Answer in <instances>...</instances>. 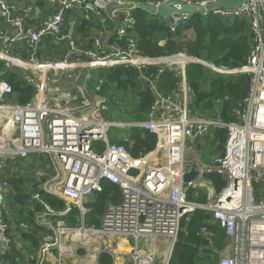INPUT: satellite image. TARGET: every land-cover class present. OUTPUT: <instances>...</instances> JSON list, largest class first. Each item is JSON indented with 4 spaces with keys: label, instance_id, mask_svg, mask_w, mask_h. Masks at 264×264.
<instances>
[{
    "label": "built area",
    "instance_id": "1",
    "mask_svg": "<svg viewBox=\"0 0 264 264\" xmlns=\"http://www.w3.org/2000/svg\"><path fill=\"white\" fill-rule=\"evenodd\" d=\"M44 1L53 4V9L38 12L35 0H0V264H5V254L17 242L14 227L3 218L13 190L10 178L15 170L11 173L10 169L26 166L25 161L43 154L52 157L58 170L57 177L43 189L69 206L74 204L85 213L84 203L103 190V180L119 185L123 198L108 206L99 229L87 227L84 221L80 228L69 227L62 218L54 221L51 217L67 211L57 212L46 205L37 220L50 231L41 239L34 264H46L53 250L55 264H65L67 257H79L80 245L73 248L69 242L75 244L90 236L133 238L134 264H156L155 242L164 238L169 252L162 264H169L183 218L197 210L210 212L226 233L228 243L216 264H264V0H245L235 8L202 12L224 20H248L252 47L247 63L236 68L217 66L184 52L162 57L142 55L137 39L128 32L137 7L133 0ZM171 1L180 8L182 3L205 7L222 0H156L149 4L160 7ZM71 14L77 21L97 16L101 31L93 30L87 38L82 34L73 37L74 31L68 30ZM192 14L173 13L165 18L170 31L176 32ZM83 37L91 40V47H81ZM49 39L65 46L60 57H44ZM191 62L220 74L250 75L249 91L237 109L236 121L195 110L194 92L186 75ZM115 65L137 68L154 94L147 119L125 125L142 127L157 136L155 150L140 157L110 141L111 129L123 122L107 117L113 98L103 94L107 81L99 72ZM151 66L159 73L175 71L179 78L176 89L161 91L157 78L144 73ZM4 68L22 71L35 88L31 101L22 104L11 100L13 87L1 78ZM66 76L73 78L72 85ZM73 88H77L76 93ZM221 128L228 131L225 152L206 160L198 144L204 146L205 137ZM187 165L200 174L184 188ZM214 170L230 178L218 198L212 182L202 176L204 171ZM188 189L196 195L205 191L207 201L190 200ZM40 199L39 192L31 198ZM21 227L26 229L27 225ZM142 238L148 239L147 247L140 246Z\"/></svg>",
    "mask_w": 264,
    "mask_h": 264
},
{
    "label": "trees",
    "instance_id": "2",
    "mask_svg": "<svg viewBox=\"0 0 264 264\" xmlns=\"http://www.w3.org/2000/svg\"><path fill=\"white\" fill-rule=\"evenodd\" d=\"M133 1L149 3L156 0ZM36 4L43 8L45 1L36 0ZM133 14L134 22L128 28V32L137 39L140 52L144 56L162 57L184 52L217 66L236 68L247 63L253 36L246 18L224 20L212 13L204 15L202 12H197L192 14L188 22L178 27L176 32H171L166 17L163 18L141 7H136ZM100 25L97 16H92L90 20L82 17L74 30L73 37L77 38L79 34L85 35L86 38L92 36L90 32L93 29H102ZM190 32L194 34L193 37L189 36ZM85 37L80 39L79 43L81 47L89 48L91 40L86 41ZM64 49L63 43L49 39L46 42V50L43 52L45 56H43L58 58ZM144 73L157 78L159 89L164 93H169L177 87L179 78L175 71L165 69L159 73L157 67L151 66L144 69ZM101 75L107 81L103 94L113 98L111 110L108 112L109 117L123 120L128 118V122H140L147 119L154 94L150 83L141 78L137 68L115 65L101 70ZM186 75L194 92L195 110L201 111L208 117L220 118L227 122L237 120V109L249 91L250 75L220 74L198 62L187 64ZM1 78L13 87L12 101L22 104L31 101L35 88L25 80L20 69L4 68ZM116 100L120 104L116 103ZM114 130V128L111 129L110 141L124 145L133 157L148 154L156 148L157 136L150 130L138 126H126L125 137L118 136ZM227 138L228 131L224 128L214 129L210 135H207L205 145L198 144L204 158L210 160L223 155ZM99 147H102V144H99ZM29 180L33 179L16 176V174L10 178L14 191L10 193L11 195L9 194L8 204L11 215L5 214V221L14 228L22 224H26L27 227L21 229L20 241H14L5 254V264L35 263L41 239L50 231L47 226L40 224L37 220V215L45 211L46 205L57 212L67 211L64 215L51 217L54 221L62 218L71 227H78L84 221L87 226L98 228L108 206L120 203L123 198L119 185L103 180V190L93 193L87 199L84 203L86 212L83 213L78 206L74 204L69 206L62 198L39 188V182L30 185ZM34 192L40 193V202H31ZM187 194L190 200L207 201L205 191L201 190L196 195L195 190L188 189ZM11 217L16 220L17 226L12 223ZM227 243L226 233L213 220V215L210 212L197 210L183 218L169 264H216ZM99 264H113L112 254L102 253L99 256Z\"/></svg>",
    "mask_w": 264,
    "mask_h": 264
},
{
    "label": "crops",
    "instance_id": "3",
    "mask_svg": "<svg viewBox=\"0 0 264 264\" xmlns=\"http://www.w3.org/2000/svg\"><path fill=\"white\" fill-rule=\"evenodd\" d=\"M92 1V0H89ZM36 2V0H35ZM54 5L47 4L45 2V5L43 8H37L38 12L42 11H49V9H53ZM77 12V11H76ZM75 13V12H74ZM77 15V13H75ZM95 16V15H94ZM97 20H100L97 17ZM72 22H75L74 30L79 24V21H77L76 17L72 20ZM107 27L112 28L113 24L106 20ZM101 26V25H100ZM73 30V31H74ZM94 30V29H93ZM97 30V29H95ZM101 31V29H99ZM91 34L93 33L90 32ZM190 37H193L194 34L192 32L189 33ZM17 228H20V225L17 226ZM21 229V228H20ZM20 233L17 230V240L20 241V238L18 237ZM21 243V242H20ZM149 244L148 239L142 238L140 241L141 247H147ZM69 245L71 247H76V245H80V248L78 250L79 257L81 258V261L79 260V257H73L72 259H66L65 264H99V256L104 253L108 252L112 254L113 256V264H134L132 259V252L133 248L135 246V241L133 238L130 237H105V236H90L89 238H82V240L79 242L70 243ZM168 241L164 238H160L156 240L155 242V250H156V256L157 261L156 264H162L165 259L167 258L168 254ZM48 257H50V260L46 262V264H55V257H56V251L53 250L50 254H48ZM70 262V263H69Z\"/></svg>",
    "mask_w": 264,
    "mask_h": 264
},
{
    "label": "water",
    "instance_id": "4",
    "mask_svg": "<svg viewBox=\"0 0 264 264\" xmlns=\"http://www.w3.org/2000/svg\"><path fill=\"white\" fill-rule=\"evenodd\" d=\"M245 0H222L218 3H212L205 7H201L194 4H187L182 3L180 8L174 7L176 1H171L165 3L160 7H156L155 5L149 3H137V7H141L151 13H157L162 17H170L173 13H182V12H190V13H197V12H205L213 10L217 7H227V8H235L241 5ZM115 6V5H113ZM75 22H71L70 24V33L74 30ZM67 81L72 85L73 78L71 76H66ZM73 93H76L77 88L72 89ZM199 171L191 167V165L186 166V172L183 176V187L187 188L189 183L195 180L199 176ZM202 176L212 182L215 188V198H218L219 194L223 191L224 188L227 187L229 184L230 178L226 173H220L218 171H204ZM31 202H33L31 200ZM40 202V201H37ZM175 246V245H174ZM174 249V248H173ZM173 253V251H172ZM172 256V254H171ZM171 259V257H170Z\"/></svg>",
    "mask_w": 264,
    "mask_h": 264
},
{
    "label": "rangeland",
    "instance_id": "5",
    "mask_svg": "<svg viewBox=\"0 0 264 264\" xmlns=\"http://www.w3.org/2000/svg\"><path fill=\"white\" fill-rule=\"evenodd\" d=\"M70 23L68 24V30L70 31V24L73 20V14L70 15ZM101 74V70L99 72ZM102 76V75H101ZM109 113H107V117L111 120H114V121H118V122H123L122 124L118 125V126H115L114 127V133L116 132V134L120 137H125V135L127 134V130H126V124H128L129 122L127 120H129L128 118H126L125 120L123 119H118V118H111L108 116ZM116 114V113H114ZM125 114V113H124ZM126 116V115H125ZM111 133V131H110ZM110 136V135H109ZM206 142V141H205ZM208 151V149H207ZM218 157V156H217ZM216 158V157H215ZM25 165L23 164H19L18 167L17 165H15L13 167V169H10L11 173L13 170H15L14 174L17 175H20V176H26L27 179H33V180H29L30 182V185H33L34 183L36 182H39V188L43 189V187L49 183L50 181H52L54 178L57 177L58 175V170L55 166V163L52 159L51 156H48V155H38L37 157H32L31 159L25 161ZM29 177V178H28ZM14 191V186H13V190L11 192V194L13 193ZM35 193V192H34ZM33 193V194H34ZM10 194V195H11ZM10 195H8L7 197V200H6V203H5V213H3V218L5 216V214H10L9 212V197ZM86 212V211H85ZM11 215V214H10ZM9 215V216H10ZM12 218V217H11ZM13 219V218H12ZM14 220V219H13ZM11 220L12 223H14L16 225V220ZM85 223V222H84ZM86 225V224H85ZM17 226V225H16ZM82 226V222L81 224L77 227V228H80ZM87 226V225H86ZM71 227V226H69ZM89 227V226H87ZM93 227V226H92ZM20 228L22 229V227L20 226ZM71 228H76V227H71ZM97 228V227H96ZM18 228V232L21 233L22 230ZM99 229V227H98ZM14 233L15 235H17V227L14 228ZM19 235V234H18ZM19 237V236H18ZM17 238V237H15ZM20 238V237H19ZM169 252V251H168ZM168 256V254H167ZM70 263V262H69ZM71 264V263H70ZM80 264V263H79Z\"/></svg>",
    "mask_w": 264,
    "mask_h": 264
}]
</instances>
